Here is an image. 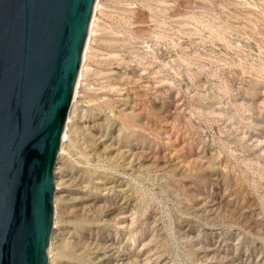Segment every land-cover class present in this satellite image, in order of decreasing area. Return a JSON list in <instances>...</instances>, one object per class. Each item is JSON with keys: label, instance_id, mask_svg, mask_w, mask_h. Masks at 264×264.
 Segmentation results:
<instances>
[{"label": "rangeland", "instance_id": "374dc122", "mask_svg": "<svg viewBox=\"0 0 264 264\" xmlns=\"http://www.w3.org/2000/svg\"><path fill=\"white\" fill-rule=\"evenodd\" d=\"M97 2L50 264H264V0Z\"/></svg>", "mask_w": 264, "mask_h": 264}, {"label": "water", "instance_id": "95a60500", "mask_svg": "<svg viewBox=\"0 0 264 264\" xmlns=\"http://www.w3.org/2000/svg\"><path fill=\"white\" fill-rule=\"evenodd\" d=\"M97 0H0V264H50L56 167Z\"/></svg>", "mask_w": 264, "mask_h": 264}, {"label": "bare ground", "instance_id": "6f19581e", "mask_svg": "<svg viewBox=\"0 0 264 264\" xmlns=\"http://www.w3.org/2000/svg\"><path fill=\"white\" fill-rule=\"evenodd\" d=\"M97 8H98V2L96 1L94 12H95V10ZM94 24H95V16L93 14V18H92V22H91L90 29H89V34H88L89 40H90V37H91V35L93 33V30H94ZM88 49H89V42H88V39H87V44H86V48H85V52H84V56H83V60H82L81 70H80L81 73L79 74V78H78V82H77V86H76V90H75V94H74V98H73L72 104L76 101V98H77V95H78V91H79L78 89H79L80 82H81V79H82V72H83V68H84V65H85V60H86V56H87V53H88ZM70 114H71V112H70ZM70 116L71 115H69V118H68V122H67V125H66V129H65V132H64L63 139H62V144H61V147H60V152H59L58 158L64 152V147L62 145L67 139L66 138L67 137V128H68L69 123L71 121V117ZM56 175H58V171L56 172ZM60 189H61V183L58 180V177H56V191L58 192ZM55 202H56V200H55ZM55 205H56V203H55ZM55 224H56V222H54V227H55ZM53 232H54V230H53ZM52 236H53V234H52ZM51 243H52V239H51ZM51 261H52V251H51Z\"/></svg>", "mask_w": 264, "mask_h": 264}]
</instances>
